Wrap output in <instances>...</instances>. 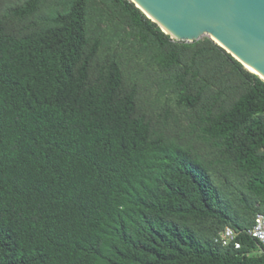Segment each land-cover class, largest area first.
I'll use <instances>...</instances> for the list:
<instances>
[{"label": "trees", "instance_id": "16d2710c", "mask_svg": "<svg viewBox=\"0 0 264 264\" xmlns=\"http://www.w3.org/2000/svg\"><path fill=\"white\" fill-rule=\"evenodd\" d=\"M257 214L258 76L130 0H0V264H264Z\"/></svg>", "mask_w": 264, "mask_h": 264}, {"label": "water", "instance_id": "95a60500", "mask_svg": "<svg viewBox=\"0 0 264 264\" xmlns=\"http://www.w3.org/2000/svg\"><path fill=\"white\" fill-rule=\"evenodd\" d=\"M130 1L172 40L208 38L264 82V0Z\"/></svg>", "mask_w": 264, "mask_h": 264}, {"label": "built area", "instance_id": "2783aa9c", "mask_svg": "<svg viewBox=\"0 0 264 264\" xmlns=\"http://www.w3.org/2000/svg\"><path fill=\"white\" fill-rule=\"evenodd\" d=\"M246 234L256 241L258 246L257 254L264 256V214H257L255 216L253 225L246 231ZM238 235L239 233L233 229L225 228L217 235L215 241L224 247L233 245L235 249H239Z\"/></svg>", "mask_w": 264, "mask_h": 264}, {"label": "bare ground", "instance_id": "6f19581e", "mask_svg": "<svg viewBox=\"0 0 264 264\" xmlns=\"http://www.w3.org/2000/svg\"><path fill=\"white\" fill-rule=\"evenodd\" d=\"M249 72H251V73H253L254 74V72L251 70V69H247Z\"/></svg>", "mask_w": 264, "mask_h": 264}]
</instances>
